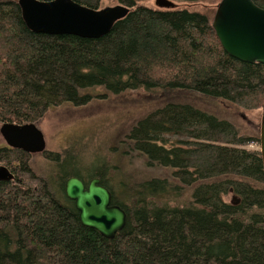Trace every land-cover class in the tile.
Masks as SVG:
<instances>
[{"label":"trees","instance_id":"16d2710c","mask_svg":"<svg viewBox=\"0 0 264 264\" xmlns=\"http://www.w3.org/2000/svg\"><path fill=\"white\" fill-rule=\"evenodd\" d=\"M18 1L0 0V122L36 123L54 106H85L95 88L154 93L155 108L127 136L143 165L168 174L133 183L119 168L111 183L103 157L85 164L67 148L46 153L52 173L35 176L27 152L0 147V167L12 174L0 179V264H264L262 155L220 146L246 138L193 102L263 106L264 65L229 55L213 18L186 6L118 0L129 13L105 36L84 38L30 30ZM253 1L264 9V0ZM73 176L100 179L125 209L113 239L80 222L65 192Z\"/></svg>","mask_w":264,"mask_h":264},{"label":"rangeland","instance_id":"374dc122","mask_svg":"<svg viewBox=\"0 0 264 264\" xmlns=\"http://www.w3.org/2000/svg\"><path fill=\"white\" fill-rule=\"evenodd\" d=\"M176 7H188L201 11L214 18L217 5L221 0H197L195 2L171 0ZM119 4L118 0H100L99 8ZM141 4L158 8L156 0H143ZM94 99L85 106H75L70 103L60 104L50 108L38 120L37 126L43 132L47 150L44 153H26L31 156L30 164L35 176L52 173L53 166L45 156L46 153L72 149L80 157V162L90 164L94 158L103 157L109 165L111 183L118 173L127 181L136 182V178H150L154 175H167L168 171L149 168L145 165V157L135 151L127 133L133 124L155 108L159 97L156 94L143 91H129L114 95L102 88L91 89ZM198 107L217 114L222 120L230 122L239 136L246 138L243 144L221 143L223 147H236L261 153V124L263 106L250 107L241 103L220 99H205L198 97L193 100ZM2 123L0 122V129ZM172 142L177 136L167 135ZM248 137V138H247ZM247 139H249L247 141ZM184 141L192 142L191 138ZM6 141L0 131V147L6 146ZM79 152V153H78ZM23 161L27 156H21ZM201 163L199 155L193 157ZM116 168L117 171L110 170ZM127 169H130L127 171ZM119 179H116L118 182Z\"/></svg>","mask_w":264,"mask_h":264},{"label":"water","instance_id":"95a60500","mask_svg":"<svg viewBox=\"0 0 264 264\" xmlns=\"http://www.w3.org/2000/svg\"><path fill=\"white\" fill-rule=\"evenodd\" d=\"M23 8V18L27 27L40 33L51 35L72 34L84 38H100L108 34L114 24L130 11L125 5L92 9L72 0L39 2L19 0ZM159 8L172 9L176 4L171 0H156ZM212 26L223 49L232 57L246 63L264 65V9L253 0H221L213 18ZM10 147L27 152L43 150L46 141L43 132L34 125L17 126L3 124L1 129ZM261 154L264 165V103L261 124ZM67 195L75 201L81 222L101 232L106 225L108 231L123 226L124 211L112 206L110 194L92 182L86 191L82 180L70 179Z\"/></svg>","mask_w":264,"mask_h":264},{"label":"bare ground","instance_id":"6f19581e","mask_svg":"<svg viewBox=\"0 0 264 264\" xmlns=\"http://www.w3.org/2000/svg\"><path fill=\"white\" fill-rule=\"evenodd\" d=\"M36 1H39V2H52V1H55V0H50V1H40V0H36ZM73 2H75V3H77V4H80V3H78V2H76V1H74V0H72ZM18 3H19V1H18ZM255 3V2H254ZM121 3H119V4H117V5H120ZM256 4V3H255ZM19 5H20V7H21V10H22V15H23V8H22V6H21V3H19ZM121 5H124V4H121ZM257 5V4H256ZM115 6V5H114ZM125 6H127V5H125ZM107 7V6H106ZM90 8V7H89ZM261 8V7H260ZM92 9H98V8H92ZM161 9H167V8H161ZM173 9V8H172ZM263 9V8H262ZM231 100V99H230ZM236 101V100H235ZM7 122H5V123H2V125L3 124H6ZM9 124H13V125H17V126H27V125H34V126H37V123H25V124H15V123H10V122H8ZM38 127V126H37ZM39 128V127H38ZM3 136V135H2ZM6 144H7V142H6ZM7 146H9L8 144H7ZM10 147V146H9ZM11 148H13V147H11ZM13 149H16V148H13ZM19 150H22V149H19ZM47 150V145H45V147H44V149L43 150H40V151H33V152H27V151H25V152H27V153H31V154H36V153H44L45 151ZM24 151V150H23ZM79 153V152H78ZM69 154H74V155H76V157H77V154L76 153H74V152H69ZM77 160H79V162H80V157L78 156L77 157ZM97 161V160H96ZM95 161V162H96ZM107 168V167H106ZM86 170V169H85ZM96 171V170H95ZM101 174V173H100ZM12 177V174H11V172L9 171V169H7L6 167H0V179H9V178H11ZM73 178H79V177H77V176H73V177H71V178H69L68 180H67V182H66V188H67V183H68V181L70 180V179H73ZM110 178V177H109ZM79 179H81V178H79ZM90 179V177L89 176H87V178H86V180H89ZM82 180V179H81ZM91 181L88 183V184H86L83 180H82V183H83V185H84V188H85V190L87 191L88 189H89V187H90V185L92 184V182H94V181H96V186H98V187H102V188H104L109 194H110V196H111V203H110V205H112V206H118L121 210H123L124 211V214H125V217H124V223H123V226L122 227H119V228H117V229H114V230H112L113 231V235H109L108 234V231H110L109 230V228H111L110 226H112V225H106L107 227H106V231L103 233V232H101V231H99V230H97V229H95V228H93V229H95V230H97V231H99L104 237H106V238H110V239H113L115 236H116V234L119 232V231H121V230H123L124 229V227H125V225H126V222H127V213H126V211H125V209H123L121 206H119V204L118 205H116V204H113V199H112V193H111V191L109 190V189H107L105 186H103L102 184H101V182H100V179H98V178H92V179H90ZM25 181V180H24ZM38 182V181H37ZM107 182V181H106ZM118 187V186H117ZM111 189V188H110ZM66 192V195H67V191H65ZM117 193V192H116ZM67 197H68V195H67ZM69 198V197H68ZM69 199H71V198H69ZM72 200V199H71ZM74 201V200H73ZM119 201V200H118ZM75 202V201H74ZM123 203V202H122ZM78 210V209H77ZM78 212H79V210H78ZM79 219H80V215H79ZM80 222H81V219H80ZM82 223V222H81ZM83 224V223H82ZM84 225V224H83ZM84 226H86V225H84ZM87 227H89V226H87ZM90 228H92V227H90Z\"/></svg>","mask_w":264,"mask_h":264},{"label":"flooded vegetation","instance_id":"af4514ba","mask_svg":"<svg viewBox=\"0 0 264 264\" xmlns=\"http://www.w3.org/2000/svg\"><path fill=\"white\" fill-rule=\"evenodd\" d=\"M82 179V178H81ZM83 181H84V179H82ZM91 180L89 179V180H87V182H90ZM85 183H86V181H84Z\"/></svg>","mask_w":264,"mask_h":264}]
</instances>
